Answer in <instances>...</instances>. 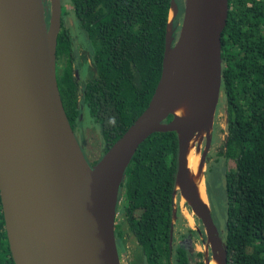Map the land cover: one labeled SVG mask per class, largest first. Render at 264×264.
Listing matches in <instances>:
<instances>
[{
    "label": "trees",
    "instance_id": "16d2710c",
    "mask_svg": "<svg viewBox=\"0 0 264 264\" xmlns=\"http://www.w3.org/2000/svg\"><path fill=\"white\" fill-rule=\"evenodd\" d=\"M68 2L88 41L94 72L78 88L68 31L60 24L55 59L62 64L54 67L56 90L71 129L80 106L97 123L102 153L144 109L159 77L169 0ZM220 59L224 142L217 155L232 162L223 178L225 264H264V0H226ZM175 153L173 131L149 135L131 154L118 188L122 220L143 264H202V254L191 250L186 238L197 231L179 229ZM204 185L210 207L205 174ZM198 228L202 232L200 223ZM113 233L120 249L116 222ZM0 264H13L1 210Z\"/></svg>",
    "mask_w": 264,
    "mask_h": 264
},
{
    "label": "water",
    "instance_id": "95a60500",
    "mask_svg": "<svg viewBox=\"0 0 264 264\" xmlns=\"http://www.w3.org/2000/svg\"><path fill=\"white\" fill-rule=\"evenodd\" d=\"M172 3L176 14L177 4L169 0V6ZM181 4L172 45L167 39V10L160 74L144 109L88 165L63 114L55 85L60 0H0V210L13 264H120L113 235L118 188L131 154L154 132L173 131L176 135L174 194L175 179L183 172L178 134H193L208 126L200 140L203 150H197L203 163L219 95L220 34L226 0L223 18L209 45L206 34L212 0H181ZM174 47L178 66L167 72L163 57ZM185 75L204 82L201 100L190 113L176 115L162 103L163 85ZM167 115L170 117L165 120ZM17 164L26 167L47 206L53 232L46 242L17 214L3 182V173ZM193 208L206 239L213 244L216 264H225L222 232L216 230L210 208L199 200H193ZM53 247L57 254L52 261L46 251Z\"/></svg>",
    "mask_w": 264,
    "mask_h": 264
},
{
    "label": "bare ground",
    "instance_id": "6f19581e",
    "mask_svg": "<svg viewBox=\"0 0 264 264\" xmlns=\"http://www.w3.org/2000/svg\"><path fill=\"white\" fill-rule=\"evenodd\" d=\"M167 39L172 45V17L175 15V4L169 8ZM224 15V0H212L209 12V24L207 29L208 45L212 39L215 28L220 24ZM174 37V36H173ZM168 42V43H169ZM164 64L167 72L173 71L178 66L176 47L169 48L164 55ZM204 82L193 75H185L177 80L165 82V90L162 103L176 115H185L193 111L201 100V89ZM208 126L204 125L193 134H178L180 147L182 150L183 172L176 177V188L180 192L181 198L190 206L191 212H186L188 221H193L197 212L193 208V200L201 201L206 209H209L206 190L203 183L204 165L198 160L197 150L200 140L206 136ZM204 158V157H203ZM3 182L10 190L11 201L19 216L30 225L37 236L46 242L50 239L53 227L51 218L47 213V206L40 199V195L35 188L32 176L22 164L11 166L3 173ZM189 222V223H190ZM212 251H213V247ZM49 258L56 259V249L49 248L47 251ZM217 256L212 255L206 264H216Z\"/></svg>",
    "mask_w": 264,
    "mask_h": 264
},
{
    "label": "rangeland",
    "instance_id": "374dc122",
    "mask_svg": "<svg viewBox=\"0 0 264 264\" xmlns=\"http://www.w3.org/2000/svg\"><path fill=\"white\" fill-rule=\"evenodd\" d=\"M177 3V11L173 20L172 24V42L173 38L177 36L181 13H182V4L181 0H174ZM47 1H45L46 4ZM63 13H62V21L63 25L68 29L70 37L72 38V48L74 51V55L76 59L79 61L82 70H79V66L76 64L75 66V75L81 79L83 76V70L88 69V63L90 62H83L82 59H89L90 50L88 49V43L84 40V36L82 35V31L78 30L71 14L68 5L64 4ZM179 9H181L179 11ZM86 65V68L83 69ZM79 70V71H78ZM82 72V73H79ZM86 74V73H84ZM83 81L78 83L82 85ZM219 95L213 110V114L210 120V135L213 136V141L210 144V147L213 148L212 151H209V156L212 161L207 163V171L204 166V174L206 177V188L210 202V214L212 218V222L217 231H221L224 226V218H225V198H224V187H223V178H224V171L226 168H229L232 165V162L228 160H223L217 153L222 149L223 142H224V115H223V106L219 103ZM81 107V106H80ZM79 107V118L77 122V130H72L74 138L77 142V145L80 149V152L88 164L97 160L101 155V143L99 138L98 132V125L97 123L93 122L91 118H89L85 110L81 111ZM215 150V152H214ZM91 165V164H90ZM175 195L178 196V204L179 210L183 217L185 216L187 210L190 209L189 204L181 198L180 192L176 189ZM116 220H119L118 215L115 216ZM185 219V217H184ZM186 221V219H185ZM187 223V222H186ZM199 220L195 217L194 223L191 228L196 229ZM188 224V223H187ZM128 238V237H127ZM127 246H128V253L120 255L119 260L120 264H127L128 261H131L132 264H139L138 262V253H135V249L133 246V242L131 239H127ZM194 249L198 251H204L205 253V264L209 258L208 249L210 247L211 252L213 244L207 239L205 243V239L201 236L196 240L193 239ZM210 245V246H209ZM211 255V254H210ZM212 257V256H211Z\"/></svg>",
    "mask_w": 264,
    "mask_h": 264
},
{
    "label": "flooded vegetation",
    "instance_id": "af4514ba",
    "mask_svg": "<svg viewBox=\"0 0 264 264\" xmlns=\"http://www.w3.org/2000/svg\"><path fill=\"white\" fill-rule=\"evenodd\" d=\"M64 4H66V5H68V7H69V9H70V5H69V2H68V0H60V24H62L63 25V21H62V13H63V8H64ZM46 6H48V3L46 2V4H45ZM70 14H71V16H72V18H73V15H72V13H71V10H70ZM47 15H48V13H47V7H46V10H45V20L47 19ZM73 20H74V18H73ZM64 26V25H63ZM78 27V26H77ZM59 28H60V26H59ZM64 28H66L65 26H64ZM67 29V28H66ZM78 30H80V28H78ZM67 31H68V29H67ZM83 36H84V40L86 41V43H88V41L86 40V37H85V35L84 34H82ZM68 36H69V42H70V53H71V58H72V61H71V63H72V76L74 77V79L77 81V83H79L80 81H84V80H86L89 76H91V74H92V72H94V70H93V67H92V61H91V58H90V53H89V59L87 60L86 58L85 59H82L83 60V62H90V64L88 63L87 65H88V69H86V70H83L82 72H84V73H86V74H82V78L81 79H79L78 78V76H76L75 75V66H76V64H77V62H78V66H79V70H82L81 69V66H80V64H79V61L76 59V57H75V53H74V51H73V48H72V38L70 37V34H69V32H68ZM175 39H176V37L175 38H173V43H174V41H175ZM172 43V44H173ZM88 49H89V44H88ZM62 64V62L61 61H57L56 62V59H55V66L56 65H61ZM86 68V65H85V67L83 68V69H85ZM78 70V71H79ZM82 72H79V73H82ZM81 85H79L78 86V88L80 87ZM80 110L81 111H83L82 109H81V107H80ZM87 115V114H86ZM78 118H79V113H78V116H77V120H78ZM76 124H77V122H76ZM77 128H78V126L77 125H75L72 129H71V131L73 130V129H75V131L77 130ZM73 134V133H72ZM74 136V135H73ZM75 139V138H74ZM76 141V140H75ZM212 141H213V136L212 135H210V137H209V141H208V144H207V148L205 149V151H204V153H203V163H204V166H205V168L207 169V163H209V162H211L212 160L210 159V158H208V156L210 155L209 154V151L211 150L212 151V149L213 148H211L210 147V144L212 143ZM77 143V142H76ZM101 143V142H100ZM101 150H102V144H101ZM199 152H201L202 150H203V143L201 142L200 143V146H199ZM214 152H215V150H214ZM94 162V161H93ZM93 162H91V163H89L88 162V165H90V164H92ZM117 198H116V204H117ZM121 201H119L118 202V208H116V210L114 211V220H113V224H114V222H116L118 225H119V230L121 231V235H122V246H121V248L120 249H118L117 247H116V244H115V247H116V252H117V255H118V257H120V255H122V254H124V253H126V256H127V253H128V246H127V239H131V241L133 242V246H134V251H135V253H138V262L137 263H139V264H143L142 263V255H141V251H140V249H139V247H138V245L136 244V242H135V240L133 239V237L128 233V231L126 230V226L124 225V223H123V220H122V215H121V211H120V209H119V206L121 205ZM116 204H115V207H116ZM209 204V203H208ZM190 207V206H189ZM210 208V207H209ZM179 212H180V210H179ZM187 212L188 213H190L191 212V209H189V210H187ZM180 214H181V212H180ZM118 215V217H119V220L117 221L116 220V217L115 216H117ZM181 216H182V220L179 222L180 223V226H179V229L181 230L183 227H188V228H190V229H192V230H196L197 231V235L196 236H186V238H187V241H188V246H189V248L191 249V250H193V251H195V252H200L201 254H202V264H205V259H204V257H205V253H204V251H198V250H195L194 249V243H193V239H198L200 236L203 238V239H205V243H206V236H205V233H204V230H203V228H202V232H200L199 231V228H198V225H197V228L196 229H193V228H191V226L190 225H192L193 223H194V218H195V216L193 217V221H188L187 220V218H186V216H184L185 217V219H186V221H185V219H184V217H183V215L181 214ZM188 224H187V223ZM190 222V223H189ZM171 234H172V236L175 238V236H176V234H175V232H174V228H172L171 229ZM113 235H114V233H113ZM128 237V238H127ZM115 241V240H114ZM210 246V245H209ZM211 254V255H210ZM208 255H209V258L208 259H210L211 258V256H212V252H211V249H210V247H209V249H208ZM127 264H132L131 263V261H128V263Z\"/></svg>",
    "mask_w": 264,
    "mask_h": 264
}]
</instances>
